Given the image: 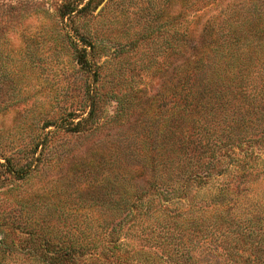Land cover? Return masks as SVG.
<instances>
[{
    "label": "rangeland",
    "instance_id": "rangeland-1",
    "mask_svg": "<svg viewBox=\"0 0 264 264\" xmlns=\"http://www.w3.org/2000/svg\"><path fill=\"white\" fill-rule=\"evenodd\" d=\"M8 162L0 264H264V0H0Z\"/></svg>",
    "mask_w": 264,
    "mask_h": 264
},
{
    "label": "trees",
    "instance_id": "trees-1",
    "mask_svg": "<svg viewBox=\"0 0 264 264\" xmlns=\"http://www.w3.org/2000/svg\"><path fill=\"white\" fill-rule=\"evenodd\" d=\"M75 12V10L74 9H71L70 11H69V13L70 14H73ZM212 64H214V63H211V65ZM243 82H245V84H242V88H243V90H244V92H245V95H249V92H248V90H249V87H250V84H249V82H250V80H248L247 78H244V80H243ZM244 85V86H243ZM177 155V153H173V152H165V156H166V158H167V162H168V160L172 157V156H176ZM10 163L8 162V166H6V165H2V164H0V168H3V167H9L10 165H9ZM16 174H17V172H15ZM15 173H14V175H15ZM20 175V174H19ZM22 176V175H21ZM18 177H20V176H18Z\"/></svg>",
    "mask_w": 264,
    "mask_h": 264
}]
</instances>
